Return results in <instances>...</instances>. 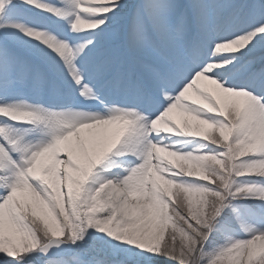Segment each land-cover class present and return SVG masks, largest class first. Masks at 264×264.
<instances>
[{
	"label": "snow or ice",
	"instance_id": "6c2138e0",
	"mask_svg": "<svg viewBox=\"0 0 264 264\" xmlns=\"http://www.w3.org/2000/svg\"><path fill=\"white\" fill-rule=\"evenodd\" d=\"M0 264H264V0H0Z\"/></svg>",
	"mask_w": 264,
	"mask_h": 264
}]
</instances>
